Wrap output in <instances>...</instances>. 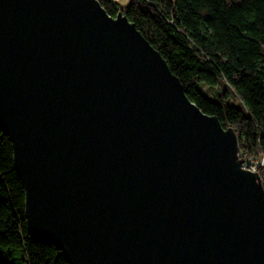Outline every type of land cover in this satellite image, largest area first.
Instances as JSON below:
<instances>
[{"label": "water", "instance_id": "obj_1", "mask_svg": "<svg viewBox=\"0 0 264 264\" xmlns=\"http://www.w3.org/2000/svg\"><path fill=\"white\" fill-rule=\"evenodd\" d=\"M0 130L30 233L71 264H264L235 131L99 0H0Z\"/></svg>", "mask_w": 264, "mask_h": 264}, {"label": "trees", "instance_id": "obj_2", "mask_svg": "<svg viewBox=\"0 0 264 264\" xmlns=\"http://www.w3.org/2000/svg\"><path fill=\"white\" fill-rule=\"evenodd\" d=\"M99 1L136 25L191 101L235 131L244 157H264V0ZM25 198L0 130V264H71L62 248L30 233Z\"/></svg>", "mask_w": 264, "mask_h": 264}, {"label": "built area", "instance_id": "obj_3", "mask_svg": "<svg viewBox=\"0 0 264 264\" xmlns=\"http://www.w3.org/2000/svg\"><path fill=\"white\" fill-rule=\"evenodd\" d=\"M237 156L241 159L240 165L242 169L256 172L258 174L259 171L264 172V157L261 159H248L247 157H244L239 151L237 152Z\"/></svg>", "mask_w": 264, "mask_h": 264}, {"label": "rangeland", "instance_id": "obj_4", "mask_svg": "<svg viewBox=\"0 0 264 264\" xmlns=\"http://www.w3.org/2000/svg\"><path fill=\"white\" fill-rule=\"evenodd\" d=\"M117 2L121 3L122 5H126L130 0H116ZM263 158V156H260V159Z\"/></svg>", "mask_w": 264, "mask_h": 264}, {"label": "clouds", "instance_id": "obj_5", "mask_svg": "<svg viewBox=\"0 0 264 264\" xmlns=\"http://www.w3.org/2000/svg\"><path fill=\"white\" fill-rule=\"evenodd\" d=\"M261 177V176H260Z\"/></svg>", "mask_w": 264, "mask_h": 264}]
</instances>
